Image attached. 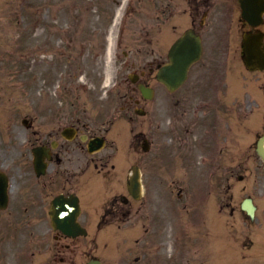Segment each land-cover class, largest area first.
<instances>
[{"label": "rangeland", "instance_id": "rangeland-1", "mask_svg": "<svg viewBox=\"0 0 264 264\" xmlns=\"http://www.w3.org/2000/svg\"><path fill=\"white\" fill-rule=\"evenodd\" d=\"M39 1L41 3H37ZM221 1L226 3L225 8L231 11L230 0ZM110 4L111 7L116 6L114 0H19L16 3L15 13H13L11 5L5 22L9 31L6 32L4 29L0 31V157L4 152H7L6 155L16 156L19 150L24 147L27 136L21 122L22 117L31 111V105L37 106L36 104L39 105L45 101H59L57 96L67 95L71 91L74 96L78 94L79 99L85 103H94L95 101L111 103L109 106L113 109L112 118H120V122L113 127L112 131L114 138H117L118 133L120 138L112 146L113 148L110 147L107 150V153H113L112 163L120 167L123 165L124 174H126L127 168L133 164L143 166L149 195L142 204V209H145L143 216L148 225L152 218L150 213L154 215L156 208H160L164 189L168 188V184L174 179L181 181L183 185L187 184V188H185L187 189V198L190 202L194 201L192 207L196 215V212L199 211L198 208L204 204L203 201L197 200V195L203 192L201 187L206 180L202 174L204 172L190 171L189 168L183 170L175 168L173 174L165 168L164 164L160 165L163 168L155 167L160 158L156 159L157 153L154 150L145 154L139 148L135 149L137 142L135 134H144L151 140L159 136L154 122L156 106L151 107L150 114L145 117L138 116L132 111L134 119L127 122L128 124L124 114L114 111L118 105L123 104L120 98L126 87L121 82L124 73L115 72L117 68L128 70L133 66V61L125 60L124 50L133 52L130 57L134 55L138 61L147 51H144V43L138 39L136 28L139 27V22L131 18L129 19L130 41L119 49L124 57L120 56L115 61V65L114 61L110 66L108 65L106 48L109 45L107 38L110 17L108 20V15L104 11L111 10ZM37 5L40 6V9L37 8ZM235 13L236 27L239 26V23L237 12ZM223 22L224 18H221L219 26L209 30V56H206L194 69V73H217L213 67L215 61L211 56L216 49L220 48V60L221 53L226 52L224 47L218 46L222 40L230 39L231 61L233 60L238 43V39H235L236 31L230 30L229 20H226L224 25ZM141 64L143 63L136 62V66H141ZM234 65L231 63L230 71L233 70ZM109 70L111 73H108ZM109 74L112 77L108 81ZM117 80L119 81L118 85L115 83ZM58 81H64V90L61 93L58 91L55 95L56 88L52 86ZM77 85L81 87L77 89ZM75 88L77 92H74ZM248 88L254 91L258 90L257 84L253 82L248 84ZM218 90L221 92L222 88L219 87ZM258 94L261 95V93ZM194 99L195 97H191V102ZM11 123H14V129L10 136ZM123 146H128L130 150L127 160L122 152ZM183 147L185 148L186 145L184 144ZM260 163L259 161L258 164L260 165ZM115 170L118 171L120 168ZM255 174L257 186L253 179L254 175H250L242 183L231 180V187L227 181L225 184V180L220 175L207 177L206 174L208 191L213 192L219 199L223 195V202L227 203L226 212H229L228 210L231 208L234 214L226 215L229 221L227 220L226 223L222 220L225 231L215 237L208 215L202 223L197 222L188 231H186L185 223L179 224V218L174 217L171 220L170 233L175 231L181 236L178 240L177 236H173L172 248H168V243L161 245L163 247L160 251L161 262L164 264H264V166L256 168ZM244 185L247 186L246 191L241 190ZM151 193L155 196L153 204L149 201ZM247 193L254 194L260 205L257 211V216L260 219L258 223L247 221L240 208V203ZM171 198L169 196V200ZM171 204L176 210L177 204L174 202ZM205 207L210 213V206ZM183 217L189 218L190 216L184 215ZM133 225L134 220L129 222V225L128 223L123 225L122 232L119 231L116 234L117 239L121 240V245L118 248H113L112 253H108L109 243L106 242L105 246L98 243L96 252L101 254L106 263L126 264V262H131L137 264L134 258L139 255L146 257L144 264L153 263V259L147 253L148 244L140 246V243L135 240L141 237V231L136 229L137 232L134 234L133 231H130L129 227H133ZM27 227V221H12L7 215L0 212V230L4 228L8 239L12 234L16 236L15 240H11L10 248L7 245L3 247L4 257L9 250H14L24 240V231ZM168 235L169 231L163 232L161 239L169 238ZM144 239H148V237H144ZM252 239H257L255 250ZM234 243L237 245L238 251L231 249L235 246ZM138 264H143V262Z\"/></svg>", "mask_w": 264, "mask_h": 264}, {"label": "flooded vegetation", "instance_id": "flooded-vegetation-1", "mask_svg": "<svg viewBox=\"0 0 264 264\" xmlns=\"http://www.w3.org/2000/svg\"><path fill=\"white\" fill-rule=\"evenodd\" d=\"M135 1H131L132 8ZM137 4L141 13L139 28L144 29V32H139L140 37L145 39L147 36L148 40L153 41L151 39L153 36L157 39V43H160L162 37L166 41L174 37L173 42L184 31L194 28L202 36V58L209 49V26L213 28L219 26L221 18H224L223 25L226 20L232 19L235 22L236 8L230 7L231 11L227 10L225 3L221 0H137ZM144 13L149 15L146 21L143 17ZM238 14L239 26L236 28L237 32L241 33L243 23L240 12ZM168 28L172 31H164ZM153 29L156 32L151 35L150 31ZM236 50L240 54L238 60L241 65V44ZM153 54V60L160 62L161 49H154ZM261 74L258 80L262 81V87H264V73ZM210 76L217 86L224 82L222 89H225L231 80V77L228 78L225 73H219V71L217 73H193L192 71L189 74V84L182 90V97H178L179 92L173 93L174 116L177 122L174 127L175 136L188 143L185 155L188 158L197 157L200 154L219 156L216 153H223L227 149H230L228 154L232 151L239 152L242 147V120L251 115V111L248 110H253L249 109V102L242 103L236 95L230 102L218 101L212 95L216 91L214 88L216 86L210 84ZM237 81L239 83V76ZM233 87L238 90L239 85ZM185 91L188 99L195 93H201V95L186 105L182 102L185 99L183 95ZM40 109L42 111L38 112L32 106L33 112L30 111L27 115L26 149L19 151L16 156L6 155L7 152H4L0 157V168L10 180V192L15 190L17 195V200L11 207L12 210L6 215L12 221L29 223V227L24 231V240L19 244L17 242V249L15 247L14 250H9L5 257L3 247L7 245L10 248L11 240H15L16 236L12 234L8 239L4 228L0 230V264H31V262L36 263V257L42 260L39 264H80L76 258L79 257V242L82 237L69 238L62 232L54 231L52 236L56 240L53 245H50V232L45 224L49 220L48 205L59 194L67 196L78 194L81 202L91 201L96 180H111L112 171L107 168L106 156H98L97 153H90L88 150L89 140L102 135V128L89 113L88 105L81 101L44 102ZM40 114L41 117H39ZM13 129L14 123H11L10 136ZM6 144L8 145V142ZM37 148L42 149L44 174L36 177L37 180L34 182H27L28 173H35L34 150ZM231 157L235 158L236 155L233 154ZM210 162L208 158L205 163L210 164ZM213 165L214 171L218 173L233 174L238 171L234 166L231 169L224 166L220 157L214 160ZM240 171L241 169L238 172ZM119 198V196L114 197L113 203L122 204ZM124 205L117 206L112 213L105 215L109 222H124L129 218L130 210L123 209ZM124 216L127 218L123 219ZM90 219L92 220L91 216ZM72 242H75L74 246ZM92 250L93 247L89 253ZM86 252L87 250L84 254H87ZM91 257L92 254L86 255V261Z\"/></svg>", "mask_w": 264, "mask_h": 264}, {"label": "water", "instance_id": "water-1", "mask_svg": "<svg viewBox=\"0 0 264 264\" xmlns=\"http://www.w3.org/2000/svg\"><path fill=\"white\" fill-rule=\"evenodd\" d=\"M244 17L253 21L254 18L261 15L264 9V0H242ZM262 34H245L244 44L246 48V60L250 69L264 68V50L261 48ZM181 47V46H180ZM188 57L196 56L197 51H192V46L188 45L185 50ZM184 73V72H183ZM259 153L264 157V137L259 141ZM137 176L134 182H137ZM132 186H136L132 184ZM5 186L0 187V201L6 196ZM4 200V199H3ZM252 212V210H251Z\"/></svg>", "mask_w": 264, "mask_h": 264}]
</instances>
